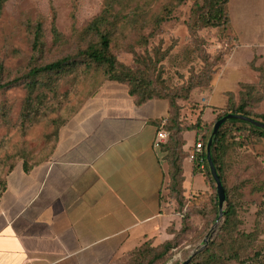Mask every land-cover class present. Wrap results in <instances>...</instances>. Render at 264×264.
<instances>
[{
  "label": "rangeland",
  "instance_id": "374dc122",
  "mask_svg": "<svg viewBox=\"0 0 264 264\" xmlns=\"http://www.w3.org/2000/svg\"><path fill=\"white\" fill-rule=\"evenodd\" d=\"M210 3L0 0V191L15 164L50 156L57 124L102 82L129 72L139 96H167L174 102L164 126L167 137L158 147L166 168L162 202L167 218L154 238L136 244L116 264H182L187 259L196 264L213 241L221 264H264V136L243 122L227 120L219 128L218 160L226 190L219 217L208 165L194 173L189 164L182 167L196 142L205 152L219 115L243 105L264 122V0H228V26L192 30L189 23ZM101 15L113 69L84 55L99 41L90 23ZM62 57L69 68L40 74L36 85L30 82L32 67ZM172 119L181 129L196 127L173 135L167 127ZM172 163L181 166L176 181L170 180ZM229 203L234 212L225 231Z\"/></svg>",
  "mask_w": 264,
  "mask_h": 264
},
{
  "label": "crops",
  "instance_id": "0c3cea01",
  "mask_svg": "<svg viewBox=\"0 0 264 264\" xmlns=\"http://www.w3.org/2000/svg\"><path fill=\"white\" fill-rule=\"evenodd\" d=\"M168 111L166 98L137 104L126 85L102 82L58 125L50 156L4 175L0 264H116L154 238L167 214L153 141Z\"/></svg>",
  "mask_w": 264,
  "mask_h": 264
},
{
  "label": "trees",
  "instance_id": "16d2710c",
  "mask_svg": "<svg viewBox=\"0 0 264 264\" xmlns=\"http://www.w3.org/2000/svg\"><path fill=\"white\" fill-rule=\"evenodd\" d=\"M179 1H181V0H179ZM207 1H209V0H207ZM227 3H228V0H211V3L206 6L207 7L206 9H204L203 11H198L196 13V18H194V20L191 23H189L190 24L189 27L192 30H195L197 28L204 27V26H219V25L228 26L230 24V18H229L228 12L226 10V4ZM105 22H106V17L101 15V16L96 17L90 23L91 29H93L94 31H96L99 34V41L97 42L96 45H89L84 50V55L89 60L96 62L97 64L105 65L106 67H108V69H113L115 66V58L113 57V55H111L109 53V45H110L109 36L107 33H102L100 31V28L102 27V25ZM39 36H40V27L37 29L36 34H35V39L33 42V49L34 48L36 49L38 46ZM69 64L70 63L68 62V59L66 57H62L60 59L51 61L49 63L43 64L40 66H34L28 72V75L31 77L30 82L33 85H36L37 80H38V76L40 74L51 73V72L59 73L60 71L69 68L70 67ZM112 79L114 81H117L119 83L126 85V87L128 88V92L131 95L135 96L137 104H140V103L144 102L145 100H147L149 98H153V97L166 98L169 102V111H168L166 121L169 119L171 108L174 105V102H172L169 97L158 96V95L157 96H147V97L139 96L137 94V91H136V86H134V80L132 79L131 74L129 72H126L122 77H117V78H112ZM10 83H12V82H8L7 84H10ZM128 83H129V85H128ZM229 112L240 113V114H244V115L252 117V115L244 109L243 105H238L236 108L230 109L228 112H225L222 115L229 113ZM222 115H219L217 117V119L219 117H221ZM262 117L264 118V115H262ZM229 121L243 122V121H240L238 119H229ZM243 123H246V122H243ZM59 124H57L56 128L58 127ZM247 124H249V123H247ZM222 125L223 124H221L220 127H222ZM249 125L251 126L250 128L253 131H256L259 134H262L264 136V130L263 129L254 127L251 124H249ZM164 126H166V122H165ZM167 127L172 130L173 135H176V134H180L181 131H189V130L194 129L196 127V123H194L193 125L187 126L184 129H181L179 124L174 119H172L171 123L168 124ZM56 128H55V130H56ZM222 136H223V131L221 128V129H219L218 133L215 136H213V138H212L211 154H212L213 162L216 166L217 172H218L219 177H220L222 184H223V178L221 175V167L219 165V160H218V154L220 152V146L219 145H220V140H221ZM54 138H55V134H54ZM53 142H54V140H53ZM52 147H53V145H52ZM202 155L204 158V161H203L204 165L202 168H205V167H207V161H206V154L204 151H203ZM22 164H23V168L25 170L28 169L31 165H33V164L28 165V164H25L24 162H22ZM193 165H194V167L192 169V172L194 173L195 169H198V170L200 169V164L194 161ZM171 166L173 167V171L170 173V180L176 181L179 178V175L181 172V166L176 165V163H172ZM206 175L208 177H210V172L207 171ZM223 188H224V184H223ZM224 193H225V198H226V190L225 189H224ZM233 212H234L233 208L231 207V204L229 203L227 206V209L224 211V214H225V224H224L225 231H228V228L232 224L231 216H232ZM169 246H170V242L168 241L165 243V249L164 250L169 248ZM216 246H217V242L213 241L211 243V245L199 255V260L197 261L196 264H221L222 258L219 257L218 252L216 251ZM162 252H159L158 255H161ZM231 258H233V257H229L228 259H231ZM251 264H254V263H251Z\"/></svg>",
  "mask_w": 264,
  "mask_h": 264
},
{
  "label": "water",
  "instance_id": "95a60500",
  "mask_svg": "<svg viewBox=\"0 0 264 264\" xmlns=\"http://www.w3.org/2000/svg\"><path fill=\"white\" fill-rule=\"evenodd\" d=\"M229 119H238L240 121L249 123V124L253 125L254 127H257V128L264 130V122L258 121L257 119H255L253 117H250V116H247L244 114H240V113L229 112V113L222 115L218 119H216V121L213 125V128H212L210 138L208 139L206 146H205V154H206V161H207L208 169H209L210 175H211V177L215 183V187H216L218 217L222 215V205H223V202L225 201V193H224L222 181L219 177L216 166H215L213 159H212L211 144H212V138H213V136H215L217 134L218 129L220 128L221 124H223L224 122H226ZM187 263H188V259L185 260L182 264H187Z\"/></svg>",
  "mask_w": 264,
  "mask_h": 264
},
{
  "label": "built area",
  "instance_id": "2783aa9c",
  "mask_svg": "<svg viewBox=\"0 0 264 264\" xmlns=\"http://www.w3.org/2000/svg\"><path fill=\"white\" fill-rule=\"evenodd\" d=\"M166 122V119H163L161 121V123L159 124L156 134H155V138L153 141V145L154 147H159L161 143H163V141L166 139L167 137V132L164 128V124ZM203 145L201 144V142H196L192 149L189 151L188 154V159L190 162H197L200 164V167L202 168L204 163V158H203Z\"/></svg>",
  "mask_w": 264,
  "mask_h": 264
}]
</instances>
